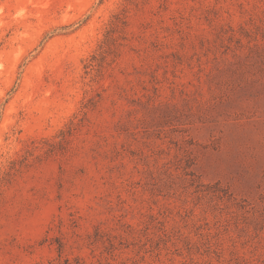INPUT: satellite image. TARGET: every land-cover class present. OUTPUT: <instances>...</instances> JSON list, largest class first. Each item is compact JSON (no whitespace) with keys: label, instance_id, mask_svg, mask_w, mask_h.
Listing matches in <instances>:
<instances>
[{"label":"rangeland","instance_id":"rangeland-1","mask_svg":"<svg viewBox=\"0 0 264 264\" xmlns=\"http://www.w3.org/2000/svg\"><path fill=\"white\" fill-rule=\"evenodd\" d=\"M0 264H264V0H0Z\"/></svg>","mask_w":264,"mask_h":264}]
</instances>
